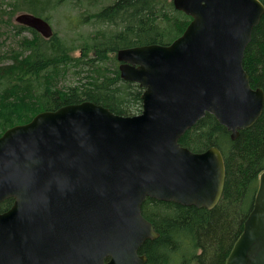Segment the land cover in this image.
Returning a JSON list of instances; mask_svg holds the SVG:
<instances>
[{"label": "water", "instance_id": "95a60500", "mask_svg": "<svg viewBox=\"0 0 264 264\" xmlns=\"http://www.w3.org/2000/svg\"><path fill=\"white\" fill-rule=\"evenodd\" d=\"M191 17L169 44L117 50L120 77L138 83L141 111L119 115L91 101L36 113L0 135V264H144L158 233L141 213L147 198L213 208L225 165L211 146L179 143L205 113L230 132L264 108L242 66L262 14L260 0H172ZM15 22L44 38L51 25L21 12ZM224 264H264V171Z\"/></svg>", "mask_w": 264, "mask_h": 264}, {"label": "trees", "instance_id": "16d2710c", "mask_svg": "<svg viewBox=\"0 0 264 264\" xmlns=\"http://www.w3.org/2000/svg\"><path fill=\"white\" fill-rule=\"evenodd\" d=\"M83 1L90 6L98 2L79 0ZM260 1L264 5V0ZM32 5L31 1L29 9L35 10ZM92 17L105 25L98 44L111 53L148 43L168 44L190 21L189 16L174 8L172 0H111ZM20 30L28 31L31 38L21 36L19 48L6 54L12 62L0 65V135L40 111L82 101L100 104L119 115L141 111L143 88L123 80L116 64L108 69L102 63L105 57L95 55L85 61L69 57L76 47L68 46L55 32L45 39L30 27L20 25ZM71 61L82 64L79 69L91 70V75L79 85L58 88L56 76L68 73ZM242 66L251 87H260L264 92V13L252 29ZM179 143L195 152L211 146L221 151L225 165L221 198L207 209L147 197L141 213L158 236L145 240L138 252L146 256L144 264H224L252 208L258 177L264 171V108L257 120L239 130L234 139L212 114L205 113L183 133ZM12 203L13 198L0 202V212Z\"/></svg>", "mask_w": 264, "mask_h": 264}, {"label": "rangeland", "instance_id": "374dc122", "mask_svg": "<svg viewBox=\"0 0 264 264\" xmlns=\"http://www.w3.org/2000/svg\"><path fill=\"white\" fill-rule=\"evenodd\" d=\"M31 1L35 10L29 9ZM45 1L0 0V65L12 62L10 58L6 57V54L12 49L19 48L21 36L31 38V34L26 30H20L21 24L15 22L16 15L21 12H29L45 18L53 32L57 33L68 46L76 47L73 52H69V57H75L73 59L80 57L78 60L85 61L88 57L96 55L99 58H106L102 63L108 69L114 67L115 64L118 66L117 51L106 52L98 44V35L101 30L105 31L103 30L106 28L105 25L92 17L94 12L110 4L111 0H98L93 6L88 5L86 1L80 3L79 0ZM168 13L172 15L170 12ZM71 62L72 67L69 68L68 73L56 76L58 88L79 85L89 79L88 75H91V70L79 69L82 64L75 65L73 61Z\"/></svg>", "mask_w": 264, "mask_h": 264}]
</instances>
